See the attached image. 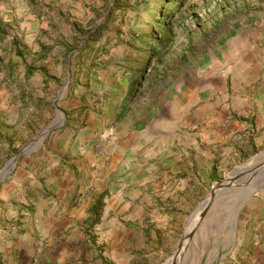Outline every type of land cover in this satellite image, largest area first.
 <instances>
[{
	"label": "rangeland",
	"instance_id": "rangeland-1",
	"mask_svg": "<svg viewBox=\"0 0 264 264\" xmlns=\"http://www.w3.org/2000/svg\"><path fill=\"white\" fill-rule=\"evenodd\" d=\"M159 2L0 0V172L14 156L0 188L19 163L27 170L34 152H55L62 136L78 137L80 145L85 136L99 157L93 176L94 165L84 171L85 214L71 223L76 232L56 264H147L137 258L147 250L159 253L149 264H160L194 215L186 229L192 235L174 264H197L223 225L226 206L214 207L212 200L210 217L198 219L195 207L181 229H142L143 245L136 249L140 228L124 218L131 206L118 213L115 197L129 189L132 163L166 133L174 112L185 103L220 100L239 71L264 57V0H167L157 13ZM48 161L42 157L38 169ZM257 163L244 164L249 180L264 176V168L249 175ZM77 172L76 189L84 177ZM77 197L75 191L70 200ZM4 211L0 204V219ZM117 224L129 239L114 240L109 231ZM4 225L0 221V244Z\"/></svg>",
	"mask_w": 264,
	"mask_h": 264
},
{
	"label": "crops",
	"instance_id": "crops-1",
	"mask_svg": "<svg viewBox=\"0 0 264 264\" xmlns=\"http://www.w3.org/2000/svg\"><path fill=\"white\" fill-rule=\"evenodd\" d=\"M220 96L222 101L185 103L169 119L166 133L154 140L156 145L132 163L129 189L121 190L115 203H120L118 213L131 206L124 218L140 228L133 242L136 249L143 245L142 229L166 234L183 228L186 216L221 181L228 186L214 192L212 204H225V219L197 264H264V176L249 180L244 166L251 159L264 160V57L239 71ZM85 138L80 145L78 137L71 141L62 136L55 152H34L27 170L19 163L3 183L0 204L5 211L0 221L5 224L6 240L0 244V264H56L63 244L76 232L71 223L85 214L88 177L84 171L94 165L93 176L97 170L94 143ZM44 156L50 161L38 169ZM76 172L84 176L77 189L71 185ZM236 174L240 176L235 181ZM75 191L74 202L70 197ZM208 212L206 217L213 213ZM109 233L115 241L129 239L123 225H115ZM251 240L249 250L246 244ZM155 254L159 256L147 250L137 258L149 264Z\"/></svg>",
	"mask_w": 264,
	"mask_h": 264
},
{
	"label": "water",
	"instance_id": "water-1",
	"mask_svg": "<svg viewBox=\"0 0 264 264\" xmlns=\"http://www.w3.org/2000/svg\"><path fill=\"white\" fill-rule=\"evenodd\" d=\"M46 130L47 129L42 130L39 138L37 140H35L34 143H36L42 137V135L46 132ZM13 157L9 160L8 164L5 165L2 169V171L0 172V180H1L2 176L5 174V172L7 171V167L12 165ZM263 168H264V160L262 162L257 163L254 166V170H251V173L249 175L252 176L258 169H263ZM239 176H240V174H238V175L236 174V176L234 177L235 181L239 178ZM226 186H228V184L225 182H221V181L217 182L211 186L208 195L202 201V203L199 205L200 211H199V218L198 219H201L204 216V214L208 211V209L212 203L213 197H214V192L219 190L220 188H223ZM191 235H192V230H189L187 233H184V235L180 238L176 249L172 252V254L168 258H166L160 264H165L166 262H169V264H174V261H175L174 258L176 256L178 250L180 249L182 240H184L185 238L191 237Z\"/></svg>",
	"mask_w": 264,
	"mask_h": 264
},
{
	"label": "trees",
	"instance_id": "trees-1",
	"mask_svg": "<svg viewBox=\"0 0 264 264\" xmlns=\"http://www.w3.org/2000/svg\"><path fill=\"white\" fill-rule=\"evenodd\" d=\"M115 1V0H112V2ZM166 1L167 0H160V2L157 4V7H156V10H157V13H160L162 11V8L164 6V4H166ZM171 5V4H170ZM173 7V4L170 6V8ZM160 11V12H159ZM105 23V22H104ZM157 23V22H156ZM33 71V68H30L29 66H26L25 67V72L26 74H31V72Z\"/></svg>",
	"mask_w": 264,
	"mask_h": 264
},
{
	"label": "bare ground",
	"instance_id": "bare-ground-1",
	"mask_svg": "<svg viewBox=\"0 0 264 264\" xmlns=\"http://www.w3.org/2000/svg\"><path fill=\"white\" fill-rule=\"evenodd\" d=\"M251 188H252V186H251ZM197 214V213H196ZM197 218V216L196 215H194L189 221H188V223H187V226H186V228H185V233H186V229L189 227V225L195 220ZM183 241V240H182ZM177 259V258H176ZM175 258H174V260H176Z\"/></svg>",
	"mask_w": 264,
	"mask_h": 264
}]
</instances>
